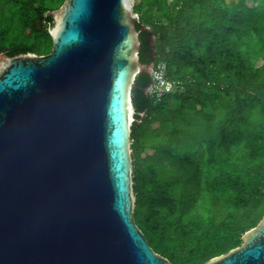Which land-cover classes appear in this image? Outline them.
Masks as SVG:
<instances>
[{"label": "water", "instance_id": "95a60500", "mask_svg": "<svg viewBox=\"0 0 264 264\" xmlns=\"http://www.w3.org/2000/svg\"><path fill=\"white\" fill-rule=\"evenodd\" d=\"M46 15L48 54H0V264H172L133 218L134 0ZM241 239L203 264H264V215Z\"/></svg>", "mask_w": 264, "mask_h": 264}, {"label": "trees", "instance_id": "16d2710c", "mask_svg": "<svg viewBox=\"0 0 264 264\" xmlns=\"http://www.w3.org/2000/svg\"><path fill=\"white\" fill-rule=\"evenodd\" d=\"M10 2L17 0H0V13L15 19L0 28V54H48L53 19L45 0L15 11ZM136 28L139 61L165 63L176 88L155 104L144 92L150 76L134 83L133 218L172 264H203L238 247L264 215V9L243 0H183L167 22L137 20Z\"/></svg>", "mask_w": 264, "mask_h": 264}, {"label": "rangeland", "instance_id": "374dc122", "mask_svg": "<svg viewBox=\"0 0 264 264\" xmlns=\"http://www.w3.org/2000/svg\"><path fill=\"white\" fill-rule=\"evenodd\" d=\"M30 0H17L15 4H12L10 2L9 7L12 8L13 11H15V8H20L25 6ZM64 0H45V7L48 10V12L45 13H50L52 11L58 10L61 5L63 4ZM183 0H134V7L137 4H140V10L135 12L136 14V19L142 22L143 24H150V23H158V22H167V16L169 15H174L178 7L181 5ZM214 1V0H213ZM232 0H223L224 3L229 4ZM245 5H247L250 8H256L258 10H263L264 9V0H243ZM35 7H38V4H34ZM211 7L210 3L204 4L202 8L197 9V12H204L207 11ZM15 13V12H14ZM15 22L14 18H8L4 17L2 13H0V28L2 29H11L13 26V23ZM40 25L37 24V28H39ZM46 32L50 35V29L49 26L46 27ZM12 35V33H11ZM33 40V36L30 35L28 38L27 37H19L18 39L14 40L11 42V45H17V44H25L27 40ZM7 43V48H10ZM170 108H174L175 105L170 103L168 105ZM152 127H159L157 123L153 124ZM168 129L167 127H161L160 131L161 133L166 132ZM178 196V190L174 189L171 191V197L175 200H177ZM242 245V239L241 243L239 246ZM184 253V252H183Z\"/></svg>", "mask_w": 264, "mask_h": 264}, {"label": "built area", "instance_id": "2783aa9c", "mask_svg": "<svg viewBox=\"0 0 264 264\" xmlns=\"http://www.w3.org/2000/svg\"><path fill=\"white\" fill-rule=\"evenodd\" d=\"M175 88V83L167 79L166 64L160 62L153 65L148 88V94L151 100L157 104L164 98L165 95L172 93Z\"/></svg>", "mask_w": 264, "mask_h": 264}]
</instances>
